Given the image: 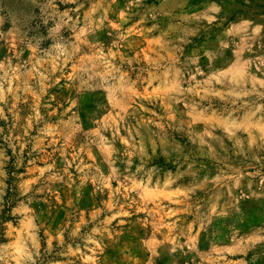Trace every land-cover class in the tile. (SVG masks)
I'll return each mask as SVG.
<instances>
[{"label":"rangeland","instance_id":"obj_1","mask_svg":"<svg viewBox=\"0 0 264 264\" xmlns=\"http://www.w3.org/2000/svg\"><path fill=\"white\" fill-rule=\"evenodd\" d=\"M9 201L0 264H264V0H0Z\"/></svg>","mask_w":264,"mask_h":264},{"label":"trees","instance_id":"obj_2","mask_svg":"<svg viewBox=\"0 0 264 264\" xmlns=\"http://www.w3.org/2000/svg\"><path fill=\"white\" fill-rule=\"evenodd\" d=\"M22 169H17V167H15V165L13 163H11V167H9L8 173H9V184L12 185V181L14 180V174L16 172H21ZM12 186H10V190L8 191V195L9 197L12 195V191H11ZM10 203H7L6 205V210L3 211V215L0 219V242L4 241V228H3V222H5L6 220L10 219L11 215V208H12V204L11 201H9Z\"/></svg>","mask_w":264,"mask_h":264}]
</instances>
